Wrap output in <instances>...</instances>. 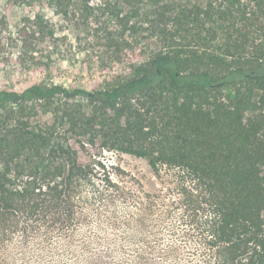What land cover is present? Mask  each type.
<instances>
[{
	"label": "trees",
	"instance_id": "trees-1",
	"mask_svg": "<svg viewBox=\"0 0 264 264\" xmlns=\"http://www.w3.org/2000/svg\"><path fill=\"white\" fill-rule=\"evenodd\" d=\"M82 31L110 54L103 88L0 86V264H111L78 234L124 191L114 153L177 191L137 197L123 264H264V0H0V65L44 66ZM176 210L167 243L146 238Z\"/></svg>",
	"mask_w": 264,
	"mask_h": 264
},
{
	"label": "rangeland",
	"instance_id": "rangeland-1",
	"mask_svg": "<svg viewBox=\"0 0 264 264\" xmlns=\"http://www.w3.org/2000/svg\"><path fill=\"white\" fill-rule=\"evenodd\" d=\"M20 14L16 9L11 15L10 23L15 24ZM86 34V31L76 32L64 42L62 51L45 45L44 66L29 69L18 67L14 63L6 68V65L1 64L0 68L3 70H0V86L21 90L33 83L44 82L89 90L103 88L106 76L102 74L101 67L110 54L100 43L91 40L87 42ZM47 55H50L49 60ZM46 64H49V67ZM106 157L120 170L115 179L124 191H105L97 199L95 208H86L83 211L88 223L81 227L78 238L89 244L90 249L103 262L123 264V261L133 256L134 249L137 248L135 245L138 241L131 238L136 233V220L141 215L137 197L145 200L144 211L155 210L153 207L163 203L172 205L169 208L173 209L175 206L172 203L177 198V191L172 189V184L162 183L144 158L119 153ZM84 198L85 195L80 197ZM180 216V212L176 210L173 220L166 222L163 228L153 226L155 223L152 221L154 224H148L146 238L155 239L152 236L154 235L160 237L162 243H167L169 235L166 229L179 226ZM149 231L152 234H149ZM87 257V254L79 255L75 262L69 264H84Z\"/></svg>",
	"mask_w": 264,
	"mask_h": 264
}]
</instances>
